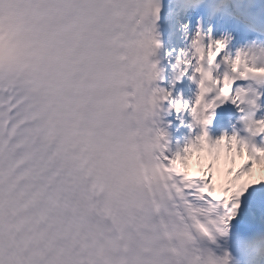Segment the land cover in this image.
<instances>
[{
	"label": "snow or ice",
	"instance_id": "obj_1",
	"mask_svg": "<svg viewBox=\"0 0 264 264\" xmlns=\"http://www.w3.org/2000/svg\"><path fill=\"white\" fill-rule=\"evenodd\" d=\"M0 264H264V0H0Z\"/></svg>",
	"mask_w": 264,
	"mask_h": 264
},
{
	"label": "bare ground",
	"instance_id": "obj_2",
	"mask_svg": "<svg viewBox=\"0 0 264 264\" xmlns=\"http://www.w3.org/2000/svg\"><path fill=\"white\" fill-rule=\"evenodd\" d=\"M192 168H193V170H195V169H196V167H193V166H192Z\"/></svg>",
	"mask_w": 264,
	"mask_h": 264
},
{
	"label": "rangeland",
	"instance_id": "obj_3",
	"mask_svg": "<svg viewBox=\"0 0 264 264\" xmlns=\"http://www.w3.org/2000/svg\"><path fill=\"white\" fill-rule=\"evenodd\" d=\"M195 165H197L196 162H195Z\"/></svg>",
	"mask_w": 264,
	"mask_h": 264
}]
</instances>
